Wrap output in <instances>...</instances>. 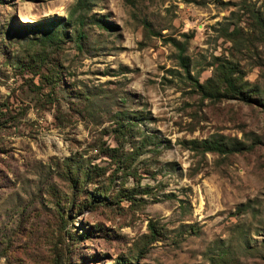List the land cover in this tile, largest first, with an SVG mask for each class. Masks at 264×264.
Wrapping results in <instances>:
<instances>
[{"label": "rangeland", "instance_id": "374dc122", "mask_svg": "<svg viewBox=\"0 0 264 264\" xmlns=\"http://www.w3.org/2000/svg\"><path fill=\"white\" fill-rule=\"evenodd\" d=\"M75 1L0 0V264H264V109L202 95L167 39L264 96V0ZM210 133L259 139L189 142Z\"/></svg>", "mask_w": 264, "mask_h": 264}, {"label": "trees", "instance_id": "16d2710c", "mask_svg": "<svg viewBox=\"0 0 264 264\" xmlns=\"http://www.w3.org/2000/svg\"><path fill=\"white\" fill-rule=\"evenodd\" d=\"M86 0H76L74 7L71 9L72 12H74L76 9L80 8H86L85 5ZM70 15L68 14L67 20L70 21ZM83 15L81 13H78L75 17V20L78 22V24H82L83 22ZM253 28L255 29V33L261 40L264 41V16L261 13L253 12ZM142 24L145 28V30L148 32H152L153 34H156L152 29L149 27V23L146 19L142 20ZM229 32L226 31L225 28V34L228 35ZM232 32L229 33V35ZM63 34V29L61 27L57 26L55 28H50L49 30L45 31L42 36H40L41 42L49 41L50 43L56 42L60 38V36ZM77 37H79L80 33H77ZM232 38V37H231ZM168 40L173 42V44L176 45V57L178 64L181 66L182 70L184 71L186 77H188L191 81V84L198 89L202 95H206L208 97L212 98H229V97H236L241 98L244 100H249V98H254L253 100L262 106L264 109V96H256L253 95L251 91H253V88L251 87H245L244 84L238 79L236 75H234V72L238 70L237 65L230 61V60H223L222 62H219L217 66L213 68V74L210 76H207L203 82H199L196 77H193L188 72V58L186 55L183 54L184 51V41L176 40L174 37H168ZM43 44V43H42ZM44 45V44H43ZM31 57L36 61L37 59H40L42 61L43 56H39L37 52L31 55ZM37 69V68H36ZM121 113L122 111H117ZM131 117H124L121 118L122 120L117 121L119 123L120 127L117 129L119 131H123V126L125 127L126 122H131ZM124 120V121H123ZM122 128V129H121ZM264 136V134H263ZM259 136H254L253 140L250 143H245L242 139H236V138H230L227 137L221 133H210L209 135L199 138V139H190L189 142L195 143L194 148H199L201 151H209V152H215L218 154H228L233 153L237 151H242L243 149H247L252 146L253 142L258 141ZM104 149L106 151H110L111 153L114 151H117L116 146H105ZM91 174V170L85 168L82 170L79 174L76 173L75 178L78 177H89ZM97 195L90 194L88 196L89 200H94V197ZM124 198H127L128 200L132 199V195L128 194ZM247 202H239L236 205V211H243L247 206ZM150 236L152 235V227L149 229ZM220 255V253H219ZM116 264H125L124 261L122 262H116Z\"/></svg>", "mask_w": 264, "mask_h": 264}]
</instances>
